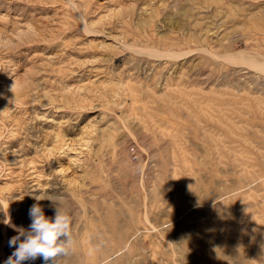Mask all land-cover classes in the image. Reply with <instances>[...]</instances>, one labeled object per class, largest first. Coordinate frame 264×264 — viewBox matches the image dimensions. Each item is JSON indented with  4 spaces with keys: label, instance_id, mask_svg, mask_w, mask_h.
<instances>
[{
    "label": "rangeland",
    "instance_id": "1",
    "mask_svg": "<svg viewBox=\"0 0 264 264\" xmlns=\"http://www.w3.org/2000/svg\"><path fill=\"white\" fill-rule=\"evenodd\" d=\"M39 193L57 264H264V0H0V264Z\"/></svg>",
    "mask_w": 264,
    "mask_h": 264
},
{
    "label": "clouds",
    "instance_id": "2",
    "mask_svg": "<svg viewBox=\"0 0 264 264\" xmlns=\"http://www.w3.org/2000/svg\"><path fill=\"white\" fill-rule=\"evenodd\" d=\"M32 196L36 203L28 211L31 223L28 229H16L18 235L9 240V246L15 250L4 264H24L37 258H43L45 264H57L58 257L67 255L74 244L71 217L63 210L61 197L52 193ZM42 200L50 201L53 217L45 215L39 203Z\"/></svg>",
    "mask_w": 264,
    "mask_h": 264
}]
</instances>
